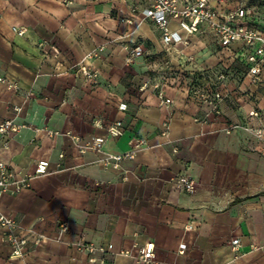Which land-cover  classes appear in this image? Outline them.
I'll return each mask as SVG.
<instances>
[{
	"label": "crops",
	"instance_id": "1",
	"mask_svg": "<svg viewBox=\"0 0 264 264\" xmlns=\"http://www.w3.org/2000/svg\"><path fill=\"white\" fill-rule=\"evenodd\" d=\"M253 3L264 30V0ZM14 27L28 32L19 36ZM190 40L189 48L166 54L156 25L132 16L122 0H0V77L20 86L10 91L0 85V120L15 118L27 126L6 138L9 149L0 150V161L25 175L45 159L52 172L21 193L0 196V210L19 223L23 235L32 230L49 239L35 246L30 236L25 259H12L0 226V264H102L101 255L76 249L81 241L106 247L105 264H142L135 257L148 242L155 243L162 264H264V145L248 133L228 130L247 118L252 105L226 101L220 115L210 113L202 123L209 108L165 88L175 101L171 113L160 105L155 88L186 70L213 91L217 79L209 72L230 68L228 87H247L264 113V84L246 77V63L236 59L242 45L222 49L209 34ZM105 43L106 52L94 62L100 79L86 83L76 67ZM127 43L142 44L146 51L131 65L123 48ZM180 51L194 60L182 67ZM29 92L33 96L26 98ZM14 106L23 108L18 117ZM169 114L166 139L160 127ZM98 120L124 124V135L109 137L106 152L129 151L135 135L147 138L150 147L118 171L104 168L102 155L80 154L66 135L84 141L106 137L94 125ZM186 172L196 181L194 194L176 183ZM62 223L69 231L58 242ZM234 239L241 240L238 252L230 245ZM123 250L134 258L119 256Z\"/></svg>",
	"mask_w": 264,
	"mask_h": 264
},
{
	"label": "built area",
	"instance_id": "2",
	"mask_svg": "<svg viewBox=\"0 0 264 264\" xmlns=\"http://www.w3.org/2000/svg\"><path fill=\"white\" fill-rule=\"evenodd\" d=\"M130 9L132 16H141L142 22L149 21L156 25L163 43L164 51L170 55L174 50L191 46V37L199 34H209L214 38L215 44L222 49H232L235 45L240 44L244 50L237 55V60L246 63L247 75L252 84H264V30L256 21L259 13V6L253 3V0H238L235 7L231 4L235 0H122ZM130 24L135 21L128 19ZM13 31L19 36H25L27 29L13 28ZM108 43L98 46L89 52L84 60L77 65V76L83 81L90 84H97L101 72L94 67V62L102 58L106 52ZM124 50L127 53L126 62L131 65L136 59L144 57L146 51L142 44H124ZM182 67L188 62L194 60L193 57L180 51ZM230 68L222 69L215 73L210 71L209 78L217 79L214 83V90L208 89L201 83L197 75L189 73L186 70L179 71L176 75L166 78L162 83L155 85L160 90L158 98L160 105L170 109L171 113L175 106V101L168 98L164 93L165 88H173L182 91L187 100L192 101L200 108H209L207 116L200 120L205 123L211 114L220 115L221 105L226 101L236 100L243 101L252 105V110L247 118L240 123H233L229 126V131H243L250 134L256 141L264 145V113L257 104V98L247 87L242 84L232 90L228 87V81L233 77ZM0 85H5L10 91H19L20 86L4 77H0ZM148 87L147 84L143 89ZM26 98H31L33 93L29 92ZM126 104L120 105L121 111H127ZM23 111L22 107H12V112L18 117ZM173 117L169 114L160 127V134L163 138L170 137L171 123ZM95 127L104 129L106 137H96L89 141H84L80 136L67 133L75 148L80 154L94 152L102 155L99 161L106 169L120 170L125 161H135L138 153L150 147L149 140L145 137L135 135L129 141V151L124 153H109L105 151V144L108 138H120L125 133L122 121H115L111 124H104L98 120L94 122ZM26 125L19 124L15 118L0 120V150H8L9 142L6 138L11 134H18ZM39 133V130H36ZM49 132L48 136H52ZM65 155H60L63 160ZM50 162L48 160H39L34 173L21 174L17 173L10 165L0 161V196L3 194H18L31 188L32 181L39 177L51 174ZM176 183L178 187L190 194L197 190L196 181L186 172L181 174ZM0 226L5 231V237L12 247V259H25L27 249L30 244V236H35L33 244L35 246L47 242L49 239L43 235L29 231L28 235L22 234V228L19 223L12 217L6 216L0 210ZM192 230V226L187 227ZM69 231V224L60 225V237L58 242L62 241V235ZM232 249L238 252L241 248V240L234 239L230 242ZM79 252L87 253L90 256L101 255V263H106V257L109 251L104 246H97L93 243L81 241L74 245ZM256 250V248L254 247ZM156 246L153 242H148L139 251L135 257L142 264H162L156 261ZM183 253V251H181ZM119 256L133 257L132 251L123 250ZM94 260V258H92Z\"/></svg>",
	"mask_w": 264,
	"mask_h": 264
},
{
	"label": "rangeland",
	"instance_id": "3",
	"mask_svg": "<svg viewBox=\"0 0 264 264\" xmlns=\"http://www.w3.org/2000/svg\"><path fill=\"white\" fill-rule=\"evenodd\" d=\"M88 1H96V0H88Z\"/></svg>",
	"mask_w": 264,
	"mask_h": 264
}]
</instances>
